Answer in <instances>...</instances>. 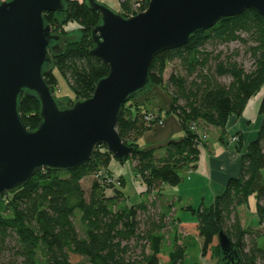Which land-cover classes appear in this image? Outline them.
Here are the masks:
<instances>
[{
  "label": "trees",
  "instance_id": "trees-1",
  "mask_svg": "<svg viewBox=\"0 0 264 264\" xmlns=\"http://www.w3.org/2000/svg\"><path fill=\"white\" fill-rule=\"evenodd\" d=\"M136 3L145 8L148 0H121L119 13L130 16ZM43 16L60 37L69 22L80 29L78 39L65 40L61 52L52 55L43 77L53 93L58 84L56 71L65 78L73 93L67 104L70 107L77 100L89 98L109 69L90 54L91 29L99 22L100 14L90 8L87 0H64L61 12H45ZM234 41L246 47L253 61L249 70L234 59L237 49L229 54L218 49L219 45ZM171 62H175V67L165 79L164 71ZM149 78L145 90L122 105L116 124L121 140L132 147L126 159L133 162L132 171L144 183V195L148 197L154 192L162 195L163 184L176 185L185 171L197 168L202 138L196 129L201 123L224 133L229 117H240L248 99L264 85V18L251 9L221 18L210 28L194 33L186 44L156 53L150 62ZM150 85L161 86L169 93L168 110L149 111L147 100H135ZM171 113L179 121L182 135L163 145L144 148L139 142L143 133ZM258 113L261 121L255 137L242 152L238 174L227 179L209 204L200 201L197 206L181 205L182 210L196 217L194 233L202 239L201 254L210 253L211 258H218V263L216 241L221 231L233 242L242 264H264V93ZM19 114L27 129L35 130L40 123L39 100L24 93ZM150 114L152 119H148ZM236 137L240 150L241 136ZM114 159L126 160L114 158L101 144L89 160L75 168L41 169L23 186L3 193L0 251L10 250L13 259L0 264H73L71 255L83 257L87 264H186V248L176 239L171 250L162 249V220L149 218L141 226L138 215L148 213L147 201H129L121 176L119 186L108 182L109 164ZM90 175L93 180L86 197L82 182ZM251 194L256 199L257 228L243 226L238 214V208L247 203ZM168 200L171 203H166L163 214L180 197ZM77 215L81 232L75 223ZM176 220L184 227L179 217ZM247 236L251 237L249 243ZM136 248L139 252L133 256ZM160 255L166 257L164 262Z\"/></svg>",
  "mask_w": 264,
  "mask_h": 264
},
{
  "label": "water",
  "instance_id": "water-1",
  "mask_svg": "<svg viewBox=\"0 0 264 264\" xmlns=\"http://www.w3.org/2000/svg\"><path fill=\"white\" fill-rule=\"evenodd\" d=\"M87 2L100 14L91 29L90 54L109 69L89 98L68 107L43 78L52 55L68 38L55 34L43 14L61 12L64 0H0V196L41 169L75 168L101 144L118 160L128 157L132 147L121 140L116 124L122 105L148 85L154 55L246 9L264 18V0H148L145 10L128 17L97 0ZM24 93L40 102L35 130H28L19 114ZM218 247V264H242L221 231Z\"/></svg>",
  "mask_w": 264,
  "mask_h": 264
},
{
  "label": "rangeland",
  "instance_id": "rangeland-1",
  "mask_svg": "<svg viewBox=\"0 0 264 264\" xmlns=\"http://www.w3.org/2000/svg\"><path fill=\"white\" fill-rule=\"evenodd\" d=\"M121 1V0H119ZM121 3V2H120ZM119 13V12H118ZM58 15L61 17V14L58 13ZM78 25L69 22L65 24V34L62 36H67V39H64L62 41V45L65 40H75L78 39L81 35ZM219 50H222L225 54L231 53L233 50H238V55L234 56V59L237 61V63L245 68L246 70H249L253 66V61L251 60L250 55L246 52V47L244 44H242L240 41H234L227 44L219 45ZM175 67V62L168 63L167 68L164 71V78L167 79L169 76L172 68ZM56 74L58 76V84L54 88V94L55 98L62 104L67 106L69 98L73 97V93L70 89V87L67 84V81L65 78H63L59 72L56 71ZM222 81H228V78H221ZM154 87H160L164 91H166L161 86H149L150 90ZM167 92V91H166ZM168 93V92H167ZM264 93V85L260 89L258 93L255 95H260ZM169 94V93H168ZM138 98V97H137ZM258 106L256 107V109ZM155 112V110H152ZM253 112V114H255ZM162 120V119H161ZM161 120L155 124H158L161 122ZM154 124V125H155ZM152 126V128L154 127ZM206 127L205 124L201 123L199 125V128L196 130L199 131V135L202 138V145L204 144V141L207 138L208 131L204 129ZM213 127V126H211ZM196 128V127H194ZM216 128V127H214ZM219 129V128H217ZM220 130V129H219ZM221 131V130H220ZM222 133V131H221ZM235 136V135H233ZM228 138L229 141H232V137ZM178 138V137H175ZM211 139V138H210ZM139 142L141 145H144V139H140ZM237 143V141H236ZM127 158V157H126ZM125 158V159H126ZM112 163L109 164V171L111 175L107 176L108 178H112V183H115L119 186V180L118 177L121 176L124 178V186L122 187L124 194L126 195L127 199L131 202H137L140 199H145L148 204V213L142 214L139 213L138 218L142 222L144 220L149 218H154L155 220H162L163 227L160 234L163 235L162 239V249L164 251H169L173 248V239H176L177 244L185 246L186 248V264H218V258H211L210 253H207L206 255L201 254L202 249V239L194 232L195 231V224H196V217L192 215L188 211H184L181 209V205H185L187 203H190L194 206H197L200 201L203 200L202 196L204 195V203L209 204L214 195L210 196L207 194L205 196V191H207V185L208 183L205 182V185H203V189L196 187V189H192V183L191 180H187V175L182 174V180L176 184V185H170V184H163L161 188V194L157 195L156 192L151 193L149 197L144 195V183L141 181L139 176L135 174L132 171V164L133 162L130 159H126L123 162L116 161L115 159L111 161ZM191 170L185 171L189 172ZM261 174L264 177V168L261 170ZM93 180V177L90 175L89 177H86L83 179L82 186L85 191L86 197H88L89 191H90V184ZM204 191V192H201ZM188 192V193H187ZM221 192V190L219 191ZM216 192V193H219ZM191 193V194H189ZM186 195H189L188 197ZM175 197H180V201H177L176 204L173 206L172 209H170L169 212H163L165 211V205L166 203H171L168 199L172 200ZM152 200H154L152 202ZM167 206V205H166ZM255 206H256V199L253 194H251L248 197V201L246 204L241 205L238 208V214L241 220V223L243 226H251L253 228H257V215L255 213ZM163 214V218H161ZM180 218L182 224L184 227H181L178 225L176 218ZM76 227L79 232H81V226L78 222V215L75 218ZM143 225V222L141 226ZM189 229V230H188ZM250 236H247V243L250 242ZM218 242V240L216 241ZM133 245V243H130ZM146 251H148V247L146 248ZM134 255L136 256L139 252V248L133 249ZM165 255V254H164ZM13 259V255H11L10 250H2L0 251V262L1 263H8L10 260ZM70 260L73 264H87L85 259L79 255H71ZM160 260L164 262L166 260V257H163L160 255Z\"/></svg>",
  "mask_w": 264,
  "mask_h": 264
},
{
  "label": "crops",
  "instance_id": "crops-1",
  "mask_svg": "<svg viewBox=\"0 0 264 264\" xmlns=\"http://www.w3.org/2000/svg\"><path fill=\"white\" fill-rule=\"evenodd\" d=\"M97 1L115 12H120L121 10V1L119 0ZM261 96L262 93L258 96L253 95L250 97L240 117H229L224 133L211 126L204 128L208 133L204 144L200 148L197 168L183 173L187 175V180H191L192 189L195 190L196 187L203 189V185L207 182L205 196L207 194L215 196L216 192L222 191L230 176L238 174L242 152L249 141L255 137L261 121L258 108L256 109L257 106L259 107ZM135 100L138 102L147 100L146 106L149 111L168 110L171 103L170 95L160 87L151 88ZM255 111L256 113L253 114ZM236 134L241 136L242 147L240 150H238L236 142L233 143L228 140V138L233 135L236 136ZM181 135L182 129L179 121L171 113L165 115L161 122L155 124L153 128L145 131L140 139H144V148H152L163 145L169 139L180 137ZM186 196L188 197L189 195ZM202 198L204 200V195Z\"/></svg>",
  "mask_w": 264,
  "mask_h": 264
},
{
  "label": "built area",
  "instance_id": "built-area-1",
  "mask_svg": "<svg viewBox=\"0 0 264 264\" xmlns=\"http://www.w3.org/2000/svg\"><path fill=\"white\" fill-rule=\"evenodd\" d=\"M145 8H146V7H145ZM145 8H141V6H140L138 3L134 4V6H133L134 12L131 13L130 16H131V15H134V14L140 12V11L145 10ZM152 118H153V115L150 114V115L148 116V119H152ZM232 140H233L234 142H236V141H237V137H236V136H233V137H232ZM110 181H112V178H108V182H110Z\"/></svg>",
  "mask_w": 264,
  "mask_h": 264
}]
</instances>
